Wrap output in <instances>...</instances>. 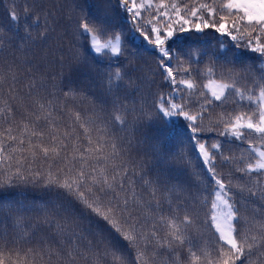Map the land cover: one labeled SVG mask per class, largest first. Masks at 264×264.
Listing matches in <instances>:
<instances>
[{"label": "snow or ice", "instance_id": "snow-or-ice-1", "mask_svg": "<svg viewBox=\"0 0 264 264\" xmlns=\"http://www.w3.org/2000/svg\"><path fill=\"white\" fill-rule=\"evenodd\" d=\"M123 6L125 13L131 14L133 31L138 32L143 41L153 45L159 56V69L163 78L173 88V94L165 101L160 98L156 106V113L163 118L171 120L182 117L189 123L185 128L191 133L189 140L197 147L198 155L201 157L202 165L206 172L205 186L201 188V194L208 192L212 196L211 212L207 219H202L201 194L189 195L183 207L182 216H165L162 214L159 204L153 209L151 202L145 208L144 198L136 191L137 181L134 179L138 172L130 164H124L117 150V144H110L111 151H106L109 145L103 141L104 136L111 135L110 131H105L103 136L93 147V140L87 137L88 147L83 152L80 148L74 147L73 152H78L79 157L67 156V145L63 140L56 143L58 136L52 134L51 145L45 146L43 137L44 129L39 125V111H47L51 117V102L48 108L38 99H34L38 111L35 113H20L23 130L28 132L30 125L34 128L29 132L30 137H38L39 142L26 139L13 134L11 126L5 128L0 133V190L13 189L20 186H32L40 188L45 195L41 203L35 201L25 203L22 200H6L0 197V215H7L12 224V232L9 233L0 227V257L7 256V264H53L52 257H57L56 264H78V260L84 259L87 264H161L156 259L158 248L188 247V255L185 260H181L178 255H174L171 264H264V65L259 77L253 81L252 88L258 89V93L252 90H243L238 87L239 73L236 70L230 71L223 82L211 81V99L205 100L195 114L186 110L183 103L178 102L183 99L180 96L182 89H186L188 96H192L196 85L191 77L177 79L174 74L173 60L179 62L180 57L174 53L170 44H167L176 31L188 32L195 30L202 32L204 29L212 28L217 33L231 36L232 40H237L229 30L228 19L235 13L231 27L236 31L240 29L236 26V18L245 22L248 27L244 30V35L248 36L247 45L254 52L264 55V42H261V34H264V0H228L221 5L228 10V15L219 14L213 4L198 3L189 6L187 3L181 5L173 2L170 5L164 0L154 2V0H117ZM31 9L25 7L24 14L27 16ZM142 13H147L142 16ZM154 13V15H153ZM10 21L16 28L21 26L26 32L27 41L31 42L32 36L28 32L29 21L21 24V16L16 11L15 6L8 10ZM207 17V18H206ZM32 21L39 26V16L33 15ZM163 24V28L160 26ZM179 26L178 28L174 26ZM112 24L107 16L97 13L92 15H81L75 22L74 31L77 36L85 39L86 50L97 55L118 58L124 54L122 40L119 34L111 31ZM3 29H0V55L3 54L4 37ZM252 33H257L254 37ZM113 65H109L111 69ZM188 72V68H182ZM213 68L207 69V74L211 77ZM127 72H122L118 62L115 71L107 74L108 94L113 96L112 107L115 114L112 117L114 125L120 131L130 130L133 126L126 119L127 109L122 108L118 103V96L114 95V90L119 91L122 82L127 76ZM15 82L17 73L13 65H9L7 70L0 65V85L8 79ZM33 84L35 77L32 78ZM180 85V88L176 86ZM203 95V93H200ZM65 96H74L72 89L65 92ZM229 97H239L240 100L247 99L256 105V112L253 114L240 113L231 120L225 122L223 131L219 134L227 138L239 140L247 144L241 155L239 164L234 168L233 157L225 155L220 151V142L213 143L211 148L215 152H210L205 143L201 142L198 134L202 131L198 126V120L203 121L204 112L210 109L205 105L212 106L216 101L226 104ZM22 99L21 104H22ZM167 102V107L165 103ZM134 112V110H133ZM7 113L14 116L13 109L7 106L0 109V114ZM142 116L151 118L152 113L141 108ZM30 115H35L36 120H29ZM256 116V119H253ZM28 120V122H24ZM75 120L79 122L81 116L75 113ZM87 124H95L96 121L89 119ZM84 132L89 133V127L85 123L79 125ZM247 130V131H245ZM54 132V130H53ZM255 134V140L253 139ZM69 133H64L67 137ZM231 139L229 142H231ZM10 142V143H9ZM154 151L161 160H171L179 158L183 162L181 153H171L170 155L161 153L159 148L154 147ZM220 156L226 167L233 168L234 172L241 174L240 179L243 184L236 187L241 192L248 193V204L257 205L254 211L259 215L249 220L236 206L232 188V174L229 173L227 179L222 178L217 172L216 158ZM120 159L121 163H117ZM94 160L97 163L89 165L88 161ZM103 161L105 165L111 163L112 172H106L105 166H98ZM251 161V162H250ZM255 174V175H253ZM142 184L147 185L146 191L155 197L158 188L155 183L146 177H141ZM171 192L179 196L180 193L187 192L182 184L172 185ZM41 211L42 224L35 226H47L50 230L55 229V234L60 241L67 239L68 245L62 251L53 250L49 247L46 251L49 259L43 260L42 249L21 248L22 244L31 243L34 235L30 229L34 226H25L24 213ZM155 211L156 217L152 218L151 228L146 227V220L142 219V214ZM87 219L93 226L103 222L104 228L100 231L84 233L80 229L78 220ZM3 222L0 221V224ZM157 224L165 228V234L160 235ZM205 229L212 233L214 241L206 246L193 243L191 233L193 230ZM152 246L151 258L148 247ZM130 249L135 250L134 258L130 259ZM22 253V254H21ZM14 256V258H13ZM255 257V260L251 259ZM39 258V259H38ZM0 264H6L5 258H0ZM162 264H169L164 260Z\"/></svg>", "mask_w": 264, "mask_h": 264}, {"label": "trees", "instance_id": "trees-1", "mask_svg": "<svg viewBox=\"0 0 264 264\" xmlns=\"http://www.w3.org/2000/svg\"><path fill=\"white\" fill-rule=\"evenodd\" d=\"M139 2V0H138ZM159 2V0H154ZM165 3L173 2L183 5L187 3L190 7L198 3L213 4L217 8L218 20L219 14L228 15V10L221 7L228 0H164ZM15 6L16 11L21 16V24L29 21L28 32L31 33V42L26 39V32L21 26L16 28L10 21L8 10ZM25 7L31 9L26 16ZM91 13L96 15L100 13L107 16L111 21V31L119 34L122 40L124 54L118 58L97 55L92 51L86 50L85 39L77 36L74 31V25L79 16ZM147 13H142V16ZM39 16V26L32 21V16ZM154 15V13H153ZM232 17H229V30L237 36V40H232L231 36L217 33L212 28L197 32L194 29L188 32L176 31L174 36L167 41L176 55L180 57L179 62L172 61L174 74L177 79L191 77L196 85L192 96H188L186 89H182L180 96L183 99L178 102L183 103L186 110L195 114L200 105L207 99H211V92L208 86L211 81L223 82V77L236 70L239 73L238 87L243 90H252L258 93V89H253L252 84L256 77H259L264 65V55L254 52L247 45L248 36L244 35L246 27L245 22L236 18V26L240 31L231 27ZM207 18V17H206ZM163 28V24H160ZM178 28L179 26H174ZM0 29H3V54L0 55V65L5 70L9 65L15 67L17 79L12 82L9 78L3 85H0V109L10 106L13 109L14 116L7 113L0 114V133L5 128L11 126L13 134L26 139H32L39 142L38 137H30L29 132L34 128L30 125L28 132L23 130L20 113H35L38 111L34 104V99H38L48 108L51 102V117H48L47 111H39V125L44 129L43 143L45 146L51 145L50 136H58L56 141L59 144L63 140L67 145V156L79 157L78 152H73L74 147H79L80 151L88 147L87 137L93 140V147L97 145L100 137L105 131H110L111 135L104 136L103 141L109 147L106 151H111L110 144L115 142L122 162L130 164L138 175L136 179V191L145 201V208L148 202L154 209L157 203L165 216H182L180 209L183 207L189 195L201 194V188L198 185L205 186V169L198 155L197 147L189 140L191 133L185 128L189 122L182 117L168 120L158 115L155 111L160 98L165 101L173 94V88L163 78L159 69V56L154 50V46L143 41L138 32L133 31L131 14L125 13L123 6L118 4L117 0H0ZM257 33H252L254 37ZM261 42H264V34H261ZM122 72H127V76L122 82L119 91L114 90V95L118 96V103L122 108L127 109L126 119L133 126L130 130L120 131L112 120L115 112L112 107L113 96L108 94L107 74L115 71L117 64ZM113 65L110 69L109 65ZM188 68V72L178 70ZM213 68L214 73L211 77L207 74V69ZM35 77L33 84L32 78ZM180 88V85L176 86ZM72 89L74 96H65V92ZM203 93V95H200ZM22 99V104L21 100ZM167 102L165 107H167ZM205 107L209 111L204 112L203 121L198 120V126L202 131L198 134L201 142L205 143L210 152H215L211 148L213 143L220 142V149L227 156L233 157V168L239 164L242 154L247 153L244 149L247 144L239 140H234L220 135L223 131L225 122L231 120L240 113L253 114L256 112V105L247 99L240 100L239 97H229L226 104L216 101L214 105ZM141 108L151 112V118L142 116ZM134 110V112H133ZM75 113H79L81 120H75ZM29 120L35 121L36 116L30 115ZM89 119L96 121L95 124L86 123ZM256 119V116H253ZM24 122H28L25 120ZM85 123L89 127V133L79 125ZM54 130V132H53ZM247 131V130H245ZM64 133H69L67 137ZM2 138V137H0ZM231 139V142L229 140ZM255 140V134H253ZM10 143V142H9ZM154 147L159 148L161 153L170 155L171 153H181L183 162L179 158L171 160H161L154 151ZM251 162V161H250ZM89 165L96 164L94 160L88 161ZM117 163H121L118 159ZM217 172L222 178L227 179L229 173L232 176V188L236 206L241 208L242 213L251 220L253 216L259 219V215L254 209L257 205L248 204V193L241 192L236 187L237 184H243L240 179L241 174L234 172L233 168L226 167L225 162L220 156L216 158ZM98 166H105L106 172H112V165H105L103 161ZM255 175V174H253ZM141 177H146L149 181L155 183L158 188L155 197L146 191L147 185L142 184ZM182 184L187 192H171L172 185ZM45 193L40 188L32 186H20L13 189L0 190V197L10 200H22L25 203L35 201L41 203ZM212 196L210 190L201 194L200 213L202 219H207L211 212ZM43 213L39 210L35 212L24 213L25 226H34L30 229L34 235L31 243L21 245V248H39L42 249L41 255L45 262L49 257L46 250L51 247L53 250L62 251L63 247L68 245L67 239L61 243L60 238L56 236L55 229L51 230L47 226L35 227L42 224L41 217ZM156 213L152 211L147 215L142 214V219L146 220V227L151 228ZM0 224L9 235L12 232V224L7 215H0ZM77 223L84 233L91 231H100L104 228L103 222L93 226L87 219L78 220ZM160 235L165 234V228L157 224ZM193 243L200 246H206L214 241L211 232L200 229L193 230L190 237ZM130 259L134 258L135 250L130 249ZM152 246L149 245L148 253L151 258ZM156 259L161 261L168 260L171 264L174 255H178L183 261L188 255V247L158 248ZM22 254V253H21ZM8 254L0 258H5L7 264ZM14 258V256H13ZM39 259V258H38ZM255 260V257H251ZM53 264H56L57 257H52ZM78 264H87L84 259L78 260ZM237 264H241L237 261Z\"/></svg>", "mask_w": 264, "mask_h": 264}, {"label": "rangeland", "instance_id": "rangeland-1", "mask_svg": "<svg viewBox=\"0 0 264 264\" xmlns=\"http://www.w3.org/2000/svg\"><path fill=\"white\" fill-rule=\"evenodd\" d=\"M208 89H210V84H209V86H208ZM211 92V91H210Z\"/></svg>", "mask_w": 264, "mask_h": 264}]
</instances>
